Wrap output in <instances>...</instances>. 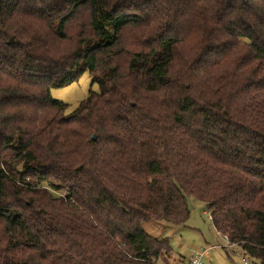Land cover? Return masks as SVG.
Masks as SVG:
<instances>
[{
    "label": "trees",
    "instance_id": "obj_1",
    "mask_svg": "<svg viewBox=\"0 0 264 264\" xmlns=\"http://www.w3.org/2000/svg\"><path fill=\"white\" fill-rule=\"evenodd\" d=\"M190 196L264 264V0H0V264H167Z\"/></svg>",
    "mask_w": 264,
    "mask_h": 264
},
{
    "label": "rangeland",
    "instance_id": "obj_2",
    "mask_svg": "<svg viewBox=\"0 0 264 264\" xmlns=\"http://www.w3.org/2000/svg\"><path fill=\"white\" fill-rule=\"evenodd\" d=\"M80 21L73 22L68 27V33L75 36L79 31ZM134 31L128 33L129 40ZM190 42V41H189ZM194 41L179 46L178 51L182 54L188 53L193 48ZM195 49V48H194ZM100 86L92 82L89 72H85L78 81L63 87H56L51 90L54 99L62 101L66 105V113L73 112L79 104L84 101L91 92H99ZM191 208V215L183 225H174L166 221H150L143 225L144 230L156 238L169 236L172 241L173 252L167 264H190L192 254L206 249L207 253L203 264H244L243 258L248 264L253 260L240 247L225 248L217 245H224L226 241L214 226L206 204L195 197L188 199Z\"/></svg>",
    "mask_w": 264,
    "mask_h": 264
},
{
    "label": "built area",
    "instance_id": "obj_3",
    "mask_svg": "<svg viewBox=\"0 0 264 264\" xmlns=\"http://www.w3.org/2000/svg\"><path fill=\"white\" fill-rule=\"evenodd\" d=\"M211 215V213H210ZM212 218V216H211ZM220 233V232H219ZM223 239L226 241L224 245H217L218 247H225V248H235L237 246L236 242L231 241L229 236L227 234H222ZM207 253L206 249H202L200 251H197L196 253L192 254L190 264H203V259ZM244 264H248L247 259L243 258Z\"/></svg>",
    "mask_w": 264,
    "mask_h": 264
},
{
    "label": "water",
    "instance_id": "obj_4",
    "mask_svg": "<svg viewBox=\"0 0 264 264\" xmlns=\"http://www.w3.org/2000/svg\"><path fill=\"white\" fill-rule=\"evenodd\" d=\"M94 138H96V136L94 135Z\"/></svg>",
    "mask_w": 264,
    "mask_h": 264
}]
</instances>
